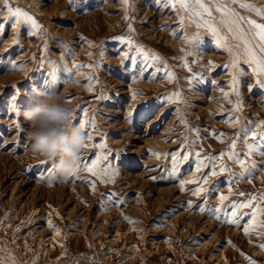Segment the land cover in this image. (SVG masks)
Returning a JSON list of instances; mask_svg holds the SVG:
<instances>
[{
    "label": "rangeland",
    "instance_id": "rangeland-1",
    "mask_svg": "<svg viewBox=\"0 0 264 264\" xmlns=\"http://www.w3.org/2000/svg\"><path fill=\"white\" fill-rule=\"evenodd\" d=\"M245 2L264 8V0ZM8 5L41 27L29 35L30 25L7 22L8 11L0 12V264H249L245 257L264 264V227H253L264 220V88L241 60L239 96L233 92L232 58L207 17L181 24L176 9L156 0ZM231 7L264 24V16ZM219 15L213 11L208 24L228 36L222 43H237ZM171 38L181 50L165 42ZM145 64L151 66L140 72ZM51 88L76 114L75 124L95 118L98 131L85 129L93 139L79 165L97 161L105 182L83 168L66 182L52 181L51 163L41 166L27 154L22 112L34 106L37 89ZM172 93L180 99L173 102ZM237 217L236 225L224 222Z\"/></svg>",
    "mask_w": 264,
    "mask_h": 264
},
{
    "label": "snow or ice",
    "instance_id": "snow-or-ice-1",
    "mask_svg": "<svg viewBox=\"0 0 264 264\" xmlns=\"http://www.w3.org/2000/svg\"><path fill=\"white\" fill-rule=\"evenodd\" d=\"M122 4L127 6L128 0H120ZM157 3H163L164 6L171 5L174 9L177 10V15L180 17V23L184 24L185 20H191L195 17L204 18L205 16L207 19L204 20V24H207L209 30L212 32L214 36L217 37V44L221 47H224L226 51H228L229 56L232 58V68L234 70L232 84H233V92L239 96V90L236 87L238 84L237 75L235 73L239 72L242 74V70L240 69L239 62L242 60L243 63L249 64L252 67V72L256 74L258 77L256 83L257 86L260 88H264V24H259L254 20H251L247 17L239 16L238 13L235 12V10L231 7L233 4H239L241 8L251 10L256 12L258 15L264 16V8L262 7H256L254 4L247 3L245 0H207V3L205 0H156ZM0 3H3L4 7L0 8V12L7 10L9 13V16L5 18V21L11 22L15 21L17 23H21L24 25H30V31L29 35H34L35 31L38 30L41 25L37 23L35 19L31 15H29L26 11L15 8L13 9L8 5V0H0ZM213 11L216 13H219V24L222 25L227 29V32L231 34L232 39L237 41V43L233 45H227L225 43H222L223 41H226L228 39V36H221L220 35V29L213 26L212 24H208V20L214 19L213 17ZM125 19H128L127 13L125 15ZM241 21H245L249 28L245 30L241 26ZM202 25L197 24V27H201ZM3 30V22H0V31ZM173 35H176L173 33ZM117 39H123L122 37H118ZM199 37L196 36L193 39L189 40V43H193L194 40H198ZM255 41V43H253ZM18 43V39H17ZM131 43V41H129ZM142 47V46H140ZM233 49H241L239 52H234ZM91 56V54H89ZM101 56L104 55L103 52L100 54ZM125 59H131V57L125 56ZM154 60L161 59L158 55H153ZM81 65H74L75 68L80 67ZM151 65L145 64L143 68L140 69V72H143L145 68L150 67ZM185 67H187V62L184 63ZM12 67L15 68L16 65L12 64ZM88 67H93L92 65H88ZM64 71L71 73V69H68L67 67L64 68ZM55 70L50 73V75H55ZM167 78L169 79V82H172L175 79L174 74L168 73ZM88 81H92V76L88 75L87 77ZM88 90L92 91V84H87ZM228 94L226 93L225 96ZM133 98H135V93H133ZM173 102L180 99L179 93H172L170 97ZM239 107V105H238ZM12 110L16 112L17 115H19V108L18 106L13 105ZM131 117V113L129 114V118ZM71 120H76V114L74 112L70 113ZM186 123V121H184ZM262 125H264V121L261 122ZM79 127L85 132V129H92L98 131V125L96 124L95 118H89L87 121L81 120L78 123ZM258 127L260 125H257ZM17 131L19 133L20 128L19 124L16 125ZM255 135V134H254ZM261 137H264V132H261L259 134ZM87 140H92L93 137L91 136V132L88 131L85 133ZM89 145H85V148ZM95 147V145H93ZM255 151L254 145L249 144L248 145V155H252ZM264 155V153H261ZM159 155V154H156ZM241 164H243V161H237ZM97 161L92 162V167H89L87 163H84L82 165L78 166L77 171H80L82 168L91 172L93 175H97L101 182H105L103 179V176L100 172L95 171V165ZM46 161H41V166L45 165ZM31 167V166H29ZM252 167L255 168V162H252ZM43 180V177L40 178ZM194 182V181H189ZM50 183V182H49ZM92 190L95 191V185H92ZM183 190V187H182ZM202 190V189H201ZM193 194H198V192L194 191ZM103 195V194H102ZM114 194H109V199L112 198ZM261 197L264 198V193H261ZM225 199L224 197H221V200ZM235 207V206H233ZM241 207L247 208L249 207V204L245 203L241 205ZM201 211H204L205 209L201 208ZM260 214L264 216V208L259 209ZM255 215V214H253ZM219 219L220 217L217 216ZM124 219L129 220L130 223H135L131 217H124ZM238 217L235 219H225L224 222L226 224H238ZM50 227H54V225H50ZM254 228L257 227H264V220L257 221L255 225H253ZM134 231L138 229H133ZM245 235H250L251 232L249 228H244ZM257 235H260L261 233L257 232ZM259 247L264 248V244L259 245ZM249 261V264H256L255 261L250 260V258L245 257Z\"/></svg>",
    "mask_w": 264,
    "mask_h": 264
},
{
    "label": "clouds",
    "instance_id": "clouds-1",
    "mask_svg": "<svg viewBox=\"0 0 264 264\" xmlns=\"http://www.w3.org/2000/svg\"><path fill=\"white\" fill-rule=\"evenodd\" d=\"M35 96L34 106L22 112L29 124L27 154L34 161L51 163L52 181L66 182L77 174L85 132L71 120V109L56 88L37 89Z\"/></svg>",
    "mask_w": 264,
    "mask_h": 264
},
{
    "label": "bare ground",
    "instance_id": "bare-ground-1",
    "mask_svg": "<svg viewBox=\"0 0 264 264\" xmlns=\"http://www.w3.org/2000/svg\"><path fill=\"white\" fill-rule=\"evenodd\" d=\"M145 12H146V11H145ZM144 14H145V13H144ZM184 39H185V37H184ZM184 39H183V40H184ZM157 42H158V41H157ZM165 42H167V43H169V44H171V45H174V47H176V45L178 44V42H175L172 38H171V39H165ZM176 48H177L178 51L181 50V49H179L178 47H176ZM251 84H252V83H251ZM251 84H250V85H251ZM212 104H213V103H212ZM262 108H263V106H262ZM262 110H263V109H262ZM263 112H264V111H263ZM245 182H246V181H245ZM245 182H243V183H245ZM167 190H168V192H170V191H171V188H170V189H167ZM48 192H49V191H48ZM161 204H162V200L159 199V200H158V206L161 205ZM33 205H34V204H33ZM32 208H33V207H32ZM191 220H192V219H191ZM190 222H191V221H189V223H190ZM172 223H173V222L169 223L168 228H167V226H166L167 231H169L170 233H171V232H175V231H174L175 229H173ZM189 223H188V224H189ZM178 224H179V223H178ZM119 225H120V224H119ZM178 226H179V225H178ZM104 227H105V226L102 227V230L104 229ZM117 230H119V226H118ZM189 230H190V229H189ZM39 232H40V231H39ZM43 232H44V231H43ZM189 232H190V231H189ZM53 233H54V232H53ZM116 233H117V232H116ZM119 234H120V233H119ZM56 235H57V234H56ZM56 235H55V236H56ZM173 235H174V233H173ZM26 236H27V235H26ZM34 236H35V235H34ZM118 237H119V236H118ZM34 238H35V237H34ZM35 239H36V238H35ZM116 239H117V238H116ZM47 240H50L48 246H49V250L51 251L52 249H54V248H53V245H52V242L54 241L53 236H52V237H48ZM32 241H33V239H32ZM41 241H42V240H41ZM33 242H34V241H33ZM206 242H207V241H206ZM208 242H209V241H208ZM208 242H207V243H208ZM38 243H40V242H38ZM170 245H171V243H166V246H167V247H170ZM203 245L206 246L205 243L202 244L201 246H203ZM227 246H228V245H227ZM227 246H226V247H227ZM39 247H40V246H39ZM55 249H56V248H55ZM208 249H209V248H208ZM46 250H47V248H46ZM202 250H205V247H204V248H201L200 251H202ZM202 252H204V251H202ZM221 252H222V251H221ZM203 254H204V253H203ZM222 254H223V252H222ZM222 254H221V255H222ZM224 255H225V254H224ZM224 255H223V256H224ZM215 256H216V255H215ZM219 258L222 260L221 257H219Z\"/></svg>",
    "mask_w": 264,
    "mask_h": 264
}]
</instances>
